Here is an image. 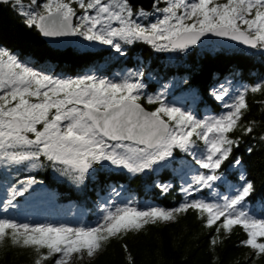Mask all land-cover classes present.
I'll use <instances>...</instances> for the list:
<instances>
[{"label":"snow or ice","instance_id":"snow-or-ice-1","mask_svg":"<svg viewBox=\"0 0 264 264\" xmlns=\"http://www.w3.org/2000/svg\"><path fill=\"white\" fill-rule=\"evenodd\" d=\"M22 4L23 0H14L17 8ZM152 7L160 15L151 23L141 21L153 13L135 8L133 0H28V10L20 14L25 25L38 29L43 37L79 35L111 46L122 55L126 54L124 45L137 41L160 50L184 51L206 34L230 37L264 50V0H166L162 8L153 0ZM142 75L133 73L119 81L95 74L61 78L37 70L0 47V160L4 163H27L28 169L34 170L43 166V157L62 175L82 184L96 164L110 162L133 175L142 174L166 164L176 149L189 153L199 140L204 148L195 163L207 170L182 188L191 198L172 209H142L133 201H110L100 206L101 215L94 226L0 218V248L7 239L13 246L31 248L33 264H46L53 258L54 264H70L74 257L92 258L113 239L122 240L148 225L175 221L192 210L211 230L209 246L213 251L239 227L247 238L237 247L252 250L254 255L248 257L251 264L264 255V217L253 215L246 205L254 191L246 169L238 177L240 187L234 195L219 200L196 198L198 192L223 179L220 170L225 162L242 168V157L233 156V152L243 136L256 129L255 120L242 122L250 111L247 96L264 91V81L243 87L223 104L221 114L200 118L168 104L163 93L145 95ZM212 95L225 101L229 93L221 85ZM256 103L264 112V100ZM145 105L156 106L149 109ZM237 130L241 135L232 136ZM259 139L264 142V135ZM252 151L247 148L249 154ZM36 183L31 175L17 180L6 207ZM157 186L164 192L170 187ZM124 248L127 251V245ZM128 259L131 264V257Z\"/></svg>","mask_w":264,"mask_h":264},{"label":"trees","instance_id":"trees-1","mask_svg":"<svg viewBox=\"0 0 264 264\" xmlns=\"http://www.w3.org/2000/svg\"><path fill=\"white\" fill-rule=\"evenodd\" d=\"M134 7L137 8L136 5ZM20 13L14 0L0 2V47L35 66H55L58 71L70 72L93 64L101 66L100 71L107 74L115 67H132L135 62L142 60L145 70L154 77L168 74L179 76L181 81L178 88L194 89L199 94L198 103L210 105L209 111L215 114L222 109L209 87L214 75L231 72L232 78L242 82V88L264 81V52L249 53L238 50V47L209 51L189 46L184 51L176 50L175 57L170 60L160 52L153 51L151 45L144 41L125 45L124 55L113 54L104 48L82 52L69 47L58 49L48 44L38 29L26 26L24 16ZM145 81L144 94L152 95L157 83L152 79ZM247 99L250 111L242 122L255 120L256 129L251 135L243 136L239 148L233 152V156L242 157V168L229 167V162H225L220 170L223 179L214 182L211 189L205 188L198 192L196 198L219 200V193L226 194V182L234 190L240 187L238 177L246 169L248 179L254 182V191L246 198V205L253 215L260 218L264 217V142L260 141L259 136L264 135V112L256 102L264 100V91L249 93ZM145 106L151 109L156 105ZM231 135L239 137L241 133L237 130ZM201 142L197 140L196 144ZM249 147L253 149L251 154L247 152ZM179 161L182 168L178 167ZM41 163L42 167L31 171L20 170L14 164L4 166L0 163V182L5 185L3 193L6 194L4 202L10 198V190L17 180L29 175L35 176L38 182L46 185L52 200L58 204V209L63 211L59 205L68 204V212H62L65 213L62 217H72L78 224L85 226H94L101 215L100 206L110 201L116 204L133 201L142 209L148 206L165 209L178 207L191 198L185 196L182 188H186L192 182V177L199 172H207L197 168L189 153L179 150H174V157L165 166L146 170L142 174L133 175L127 170H104L96 164L82 184L74 183L68 176L58 175L51 162L43 157ZM6 170L9 174H6ZM158 183L168 184L170 187L164 192L157 186ZM113 189H121L122 194L117 196ZM29 194L28 191L23 196H17L9 211L1 210V205L4 204L0 203V211H4L0 212V217L15 220L19 212L16 206L21 202L25 203ZM75 206L81 209L80 212L71 211ZM211 234V230L203 226L197 214L189 210L180 214L175 221L148 225L138 233H129L122 240L113 239L92 258L79 259L72 264H129V256L131 264H251L248 257L254 255L252 250L237 247L239 241L247 238L239 227L234 228L230 237L218 245L215 251L209 246ZM124 245H127V251ZM34 258L35 253L31 248L13 246L7 239L4 247L0 248V264H33ZM54 259L46 264H52ZM255 264H264V255L257 258Z\"/></svg>","mask_w":264,"mask_h":264},{"label":"rangeland","instance_id":"rangeland-1","mask_svg":"<svg viewBox=\"0 0 264 264\" xmlns=\"http://www.w3.org/2000/svg\"><path fill=\"white\" fill-rule=\"evenodd\" d=\"M156 3H157V6L161 8L166 6V0H156ZM137 8L139 7L137 6ZM19 10L21 12L28 10V0H23V4L21 7H19ZM145 11L153 13V15L148 16L146 20H142L141 22L143 23L154 22L155 19L160 15L159 13L155 12V9L153 7ZM74 22L78 23L79 21L74 20ZM190 46H193V45H190ZM151 47L153 51L160 52L161 54H163L165 57L169 58L170 60H172L175 57L174 53L176 50H160V49L154 48L152 45ZM198 47L208 49L209 51H214L216 49L223 48L222 46L214 43L212 39L206 40L202 45ZM69 48L74 49L75 51H78V52H82L84 50L92 51V50L104 48L113 54L115 53L119 55V53H117L114 49H112L111 46L104 45L99 41H87L84 37H81L79 35H75L74 40L72 44L69 46ZM124 48H125V45H124ZM227 49H230V48H227ZM231 49H237V47H234ZM238 50H245L246 52H249V53L250 52H253V53L264 52V50H261L259 48H252V47L245 48V49L238 47ZM22 61L29 63L28 61H25V60H22ZM141 61L142 60L135 62L132 67H128V66L115 67L111 69L110 72H108L107 74L100 71L99 68L101 66L97 67L96 65H93V64L89 66L80 67L78 71H70V72L58 71L55 66H52V67L50 66V68H46L44 66H35L30 63L29 64L32 67L36 68L37 70H40V71H43L49 74H53L61 78H75V77H79L83 75L95 74L98 77H106L112 80L119 81L120 79L126 76H130L133 73H143V75L140 77V80L142 83L146 84V81H145L146 79H152L157 83L156 89L152 95L163 93L164 95L162 96V99H165V101L168 104H174L177 107H181L188 111H192L195 115H197L200 118H203L205 116H210V115L221 114L222 112L225 111L223 104L225 102H230V100L236 95V93L242 90V82L238 79L232 78L233 75L231 72L229 73L225 71L224 74L223 73L216 74V75L213 74L214 77L209 82L211 93L213 92V90H216L218 92L221 85H223L224 88L227 89L229 93V95L225 97V101L217 100L222 110L219 113L215 114L209 111L211 107L210 105L198 103L199 94L194 89L186 88V89L180 90L178 88V84L181 81L179 76L168 74L163 77H159V76L154 77V75L151 72H148L145 70V65ZM203 148H204L203 142H201V144H196L195 146H193L192 150L189 152L190 158H192L193 160L198 158L202 154ZM176 150H179V149H176ZM193 153H195V155H193ZM0 163L4 166L7 165L2 160H0ZM167 163L168 162H166V164ZM181 164L182 163H180L179 161L178 162L179 168H182ZM97 165L104 170H127V169H124L122 166H113L110 164V162H102V164H97ZM159 166L163 167L165 166V164L156 165L154 166L153 169H156ZM196 166L197 168L199 167L198 165ZM15 167L21 168L20 170L31 171L28 169L27 163L22 164V165H15ZM6 171H7L6 174H9L8 173L9 171L8 170ZM91 171L92 169L89 172ZM60 174L61 173L58 172V175ZM4 190H5V185L0 182V203L4 204V205H1V210L4 209V211H9L10 207L12 206L6 207V202H4L6 194L3 193L5 192ZM28 191L30 192V194L28 195L27 198H25V203L21 202L20 204L16 206L19 208V212L15 219L17 222H20V223L27 222V223H33V224L35 223H67L71 225H79L78 222L74 221L72 217H69V218L62 217L64 216L66 212H68L66 210L68 208V204H62V206L59 205L60 208L63 209V211L58 209L57 207L58 204H56L52 200L50 191L47 189L44 183L38 182L34 184ZM114 193L117 196H120L122 194L121 189L116 190V192ZM225 193L226 194L229 193L230 194L229 196L235 194V190L229 182L225 183ZM226 194L219 193L218 198L222 197V195L226 196ZM80 210L81 209L75 206V209L73 207L71 211L80 212ZM4 211H0V212L4 213ZM62 212H65V213H62ZM10 220H13V219H10ZM84 258L88 259V257L86 256ZM77 260L79 259L74 257L73 260L70 261V264L74 263ZM52 264H54V260Z\"/></svg>","mask_w":264,"mask_h":264},{"label":"water","instance_id":"water-1","mask_svg":"<svg viewBox=\"0 0 264 264\" xmlns=\"http://www.w3.org/2000/svg\"><path fill=\"white\" fill-rule=\"evenodd\" d=\"M133 4L139 8L143 7L145 10H149L153 5V0H133ZM41 37L54 48L66 49L72 44L75 35L62 37H43L41 35ZM208 39H212L214 43L222 46L223 48L241 47L245 49L251 47L250 45H244L240 41H234L230 37H220L215 36L214 34H206L205 36L201 37L200 41L196 45L193 46H200Z\"/></svg>","mask_w":264,"mask_h":264}]
</instances>
